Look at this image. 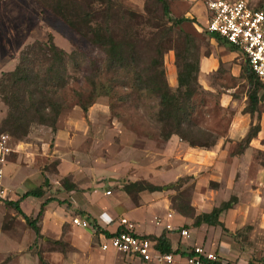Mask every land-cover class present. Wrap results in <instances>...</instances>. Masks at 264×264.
<instances>
[{
  "label": "rangeland",
  "instance_id": "1",
  "mask_svg": "<svg viewBox=\"0 0 264 264\" xmlns=\"http://www.w3.org/2000/svg\"><path fill=\"white\" fill-rule=\"evenodd\" d=\"M69 1L77 10L94 12L95 23L104 22L101 11L105 8L103 3L105 0ZM248 1L258 7L264 6V0ZM114 3L135 13L137 18L132 20L127 14H124L123 17L114 16L110 21L113 35L120 38L124 30H131L134 32L133 36L144 45V48H147L148 45L151 46L155 35L159 32L158 22L152 21V17H162L161 6L155 0H115ZM168 3L171 17L195 19L194 23L187 22L180 29L195 40L200 50L201 60L213 57L219 61L214 72L206 78L201 75L199 77V83L204 93L197 95L196 110L191 119L195 137L201 136L202 140L208 142L215 141L217 143L219 141L221 147L230 153L231 156L228 158L227 164L208 165L210 160L202 152L207 149L200 148V152L192 151L189 149L191 147L180 139L177 146L167 148L168 151L165 150V165L156 169L157 158L155 155L162 151V147L166 143L160 139V128L153 120L158 110L155 99L151 100L143 96L142 100H137L136 92L131 90L135 85L132 75L128 77L123 72L108 71L103 50L65 25L45 7L48 4H43V6L35 0H0V78L4 72L15 69L19 63L21 52L28 46L35 42H46L48 36L52 35L58 48L63 49L69 55L67 75L72 77L65 90H62L58 96L64 105V110L58 119L60 125H63L68 117L74 115L76 108L81 111V108L76 105L77 103H87L92 98L94 104L88 108V111L99 104L97 113L91 112V120L87 118L88 112L83 113L82 111V116L84 114L86 117L87 125L84 128H87L86 133L88 134L77 143L76 147L83 154L88 152L89 157L75 156L77 160L80 158L81 163L78 164L75 161L74 164L89 166L96 163V160H100L102 166L122 167L124 171H127L125 177L129 181L148 183L160 189L154 192V196H152V192H139L137 188H134L130 195L124 194V199H128L136 208L145 204L142 195L153 197L151 203L154 204L155 212L150 213L141 207L138 212H125L128 218L145 222L146 218L148 221H153L155 215V219L162 220L161 227L167 214L171 213L176 216V219H179L177 227L192 230L189 243L200 241L199 239L202 238L200 243L205 242V245L202 246L208 251L215 250L221 256L222 264L230 263L227 260L228 256L222 253V249L233 250L238 247L246 254L250 252L253 255L248 254V257L241 260L242 264L243 262L264 264V247L258 244L261 234L256 231L257 226L264 229V225L260 224L261 221L264 222V174H259L249 166L231 164L229 161L231 157L236 158L246 152L245 150L250 146L245 141L247 135H245L246 130L244 132V129L250 131L252 127L259 125L261 131V121L264 118V86L262 85L259 89L260 103L257 112L251 116L243 112L244 108L242 113H239L240 108L247 105L248 95L254 88L241 77L242 69L247 63L246 59L239 51H235L238 52V55H229L233 58H228L227 54L231 49H225L213 41L206 31L207 20L203 13L201 0H168ZM179 36L176 33L174 38L178 40ZM178 45L180 46V44ZM164 64L170 84L172 78L177 80L174 49L166 53ZM234 64L241 67L239 76H234ZM93 83L95 86L92 85ZM176 83L177 88L178 82ZM229 90L230 92H228ZM224 93L231 94L233 97L234 103L228 107L221 105V97ZM6 113L7 107L0 100V123L6 117ZM245 115L248 119L247 124H244L246 122L244 121ZM78 120L81 121V118L79 117ZM55 132L50 127L37 126L31 131L33 136L27 137L23 141L29 140L40 146L45 142H50V139L52 141ZM78 132L82 133L80 130ZM240 133L243 134L242 136L245 135L243 139L233 138ZM1 134L11 137L13 147L18 142H22L10 133ZM262 138L264 139V133ZM66 148L67 146H64V149ZM254 149L255 165L263 170L264 141L261 145L257 143ZM13 152L9 156L10 161L14 157ZM149 154L151 156H148ZM197 160L198 162H196ZM35 163L40 164L39 160H36ZM55 164L58 162L54 161L53 165ZM149 165L150 172L148 173L145 166ZM125 181L126 179L121 182ZM221 183L225 187L221 188ZM119 186L109 188V190H123L124 185ZM49 195L51 196L50 193ZM10 197L11 193L8 191L6 199L0 198V264H32L30 262L32 259L37 261L35 264H90L95 261L94 257H87L86 253L84 254L76 247L71 246L68 236L59 238L58 241L53 240L56 237L53 235L55 237L53 238L50 233H56L61 228L57 222L49 223V225L51 224L48 226L51 231L49 232L46 230L48 221L40 220L42 236L37 239L22 216L5 204L6 201H10ZM113 199L115 197L108 198L107 201ZM230 200L234 204L231 209L222 214V227L203 225L200 228H195L194 221L197 216L210 213L214 208L220 207ZM27 203L29 202L27 201ZM233 211H244L249 224L243 226L231 224L230 215ZM31 217L35 218L37 214L31 215ZM55 217L58 218L57 220L60 219L58 213ZM116 222L117 220L113 224ZM148 224L151 230L153 227L155 228L152 222ZM65 225L62 226V229L65 230L64 233L67 232V225ZM255 233L259 235L258 239L255 238L256 242L252 237ZM174 234H178L179 237V231H174ZM82 242L83 245L78 246L81 250L86 247L84 241ZM10 243H15L16 248L12 249ZM88 246L87 250L93 252L90 254L95 256V251H98L96 237H93ZM4 255L6 256L4 257ZM115 260L114 264H131L118 254Z\"/></svg>",
  "mask_w": 264,
  "mask_h": 264
},
{
  "label": "trees",
  "instance_id": "2",
  "mask_svg": "<svg viewBox=\"0 0 264 264\" xmlns=\"http://www.w3.org/2000/svg\"><path fill=\"white\" fill-rule=\"evenodd\" d=\"M35 1L41 5L48 4L45 7L65 25L102 49L106 56V69L108 71L123 72L128 77L132 75L135 85L131 90L136 92L137 100H142L143 96L151 100L152 98L155 99L158 110L153 120L160 128L159 137L162 142L167 143L173 136H178L192 148L210 149L215 145V141L208 142L202 140L201 136L195 137L192 130L191 118L196 110L195 99L197 95L204 93L199 83L202 60L195 40L191 35L183 32L180 27L187 22L194 23L195 19L188 17L173 18L168 0H155L162 9L161 18L152 17V21L158 22L159 32L155 35L153 44L144 48V45L133 36L134 32L131 30H124L120 38L113 35L110 21L114 16L123 17L124 14H127L132 20L137 18L135 13L115 4V0L103 2L105 4V8L101 11L104 18L103 23H95L94 12L77 10L69 0ZM176 33L180 35L178 40L174 38ZM207 33L209 32L207 31ZM209 35L219 45L228 46L231 51H236L218 35L211 33ZM172 49L175 51L177 64L178 87L176 89L171 87L168 82L164 64L166 53ZM68 57L67 52L55 44L52 35L48 36L46 42H35L21 52L19 63L15 69L4 72L0 78V100L7 107L6 117L0 123V135L1 133H10L18 141H23L37 126L50 127L54 132L56 131L58 119L64 110V105L58 96L70 83L69 79H72L71 75H67ZM241 77L246 79L251 86H254L253 91L248 95L247 105L243 110V112L253 116L260 103L259 89L264 84L260 82L248 63L243 67ZM92 85L95 86V83ZM93 104L94 100L91 98L87 103L80 102L76 105L87 113L88 108ZM259 133V125L252 127L245 141L250 144ZM123 183V191L128 195L134 188H137L139 192L160 190L156 186L138 181L133 182L126 179ZM64 187L71 189L67 186L66 181ZM72 187L74 189V186ZM44 196L45 190L43 187H39L25 193L17 201L5 202L23 217L28 227L35 232L37 239L42 236L39 221L46 205L52 199L42 203L36 218L26 215L21 210L20 203L28 197L42 198ZM233 204L230 200L220 207L214 208L210 213L197 216L194 226L200 227L206 224L222 227L221 216L225 211L231 209ZM90 224L97 233L102 232L95 221ZM122 230L120 229L118 232ZM105 234L109 235L107 232ZM147 238L156 242V249L160 253L180 254L179 249L176 251L172 249L165 233L159 238L152 236ZM181 254L187 256L188 253L182 252Z\"/></svg>",
  "mask_w": 264,
  "mask_h": 264
},
{
  "label": "crops",
  "instance_id": "3",
  "mask_svg": "<svg viewBox=\"0 0 264 264\" xmlns=\"http://www.w3.org/2000/svg\"><path fill=\"white\" fill-rule=\"evenodd\" d=\"M201 2L203 5L204 16L206 17V20H208L204 1L201 0ZM252 6L257 7L255 5ZM223 47L225 49L229 48L228 46H223ZM229 55L230 56L238 55V52L235 51L228 52L227 56L228 58L231 59L233 57H230ZM218 64L219 61L216 58L211 57V58L203 59L200 64L201 76L206 78L210 73L214 72L217 69ZM233 73L234 76H239L241 73V67L234 64ZM171 80L172 81L170 83V86L176 88L175 85L177 84L176 83L177 80L175 78L174 79L172 78ZM228 92H230V90ZM233 103L234 101L231 94L224 93L222 95L221 97L222 107H228ZM245 107H246L245 105L242 106L240 108L241 112L239 111V113H242V110ZM98 109H99V104H96L94 107L90 108L89 111H87L88 120H91L90 119L91 112L96 114ZM82 111H83L82 109L80 111V109L76 108L74 110V115L68 117L66 121L63 123V125H60V120H59L57 122L58 125L54 135L55 137L53 138L52 141L50 139V142H45L44 144L38 146L35 145V143L30 142L29 140H25L22 142H18L15 147H13L12 145L14 151L13 152L14 157L12 158L11 161L10 159H8V163L5 168V178L3 181V187L7 190V192L9 191L11 193L10 201H17L25 193L32 191L36 188L43 187V189L45 190V196L42 198H35V197L26 198L20 203L21 210L30 217L31 215L35 216L36 214L38 216L42 203H44L48 199H52V201L46 205L45 211L40 220L48 221L46 230H48L49 232H51L50 229L48 228V226H51V224L49 225V223L57 222V224H59L61 228L56 233H50L53 238L56 237L53 240L58 241L59 238L60 239L65 237L67 238L68 236V238H70L69 241L71 242V246H73L74 248L76 247L78 251L83 252L84 254L86 253L87 257L91 256L95 258V261L90 264H114V262L116 261L115 257L117 256V254L121 256L122 259H125L127 262L131 264H146L137 258L126 257L123 254L114 251L104 252L101 250L100 243L102 237L111 236L116 232H118L121 229L119 222L122 218H127L132 223H134L136 227V233L140 236H145V237L152 236L159 238L162 234L165 233L172 245V249L174 251L179 249L180 250L179 255L181 256H183L181 254L182 252H186L189 254L193 249V247L205 245V242L203 243V241L202 243H200L202 238L199 239L200 241H195L194 243L192 242L190 244L189 240L191 239V236L187 239H183L181 238L180 235L178 237L177 236L178 234H174V231L166 230L164 227L165 225H162L160 227V225L156 224V221L154 225L153 224L155 219L154 214H153L154 215L153 221L152 220L148 221V218H146L144 219L145 222H141L136 220L135 218H128L125 212L128 211L138 212L141 209V207L144 208V210H148V212L150 213L155 212V209H153L154 204L151 203V199L153 198L152 196H154L155 194L154 192H152L153 193L152 196L142 195V200L145 204L141 207L136 208L134 205H132V203L128 199L127 200L124 199L123 196H125L126 193L123 190H118V191L109 190V188H115V186H119L120 184H122L120 186H123L124 184L121 181L125 179L128 180V178L125 177V173L127 171L126 170L124 171L122 167L110 166V165L102 166L100 160H96L95 161L96 163L89 166H82V165L80 166L74 164L75 161H77L78 164L81 163L80 158H78L77 160L75 156H80V157L87 156V158L89 157L88 152H84L83 154V152L80 149L78 150V148L76 147L77 143L88 134L86 133L87 128H84L87 125V123L84 114L82 116ZM79 117L81 118V121L78 120ZM244 118H245L244 121H246L244 122V124H247L248 121L247 116L245 115ZM261 122H262L261 131L258 134V137H256L250 142L249 148L245 150L246 152H244L240 156L238 155L239 158H237L238 156L237 157L234 156L236 158L231 157V160L229 161L231 162V164L234 163V164L249 166L252 170L258 171L259 174H264V169L261 170L258 165H255V159L253 157L255 152L254 146L257 143L261 145V143L264 141V139L262 138V134L264 133V118ZM249 123L250 121L248 122V124ZM78 130H80L82 133L78 132ZM244 132L245 135H247L249 129H244ZM242 135L240 133L235 137L233 136V138L243 139L245 135L244 136ZM32 136L33 135L30 133L28 138H31ZM179 140L180 138L178 136H173L169 140V142L163 145L162 151L156 153L155 155V158H157L156 159L157 164L155 166L156 169H159L165 165V160H166V158L164 157L166 154L165 150L168 151L167 148H174L175 146H177L179 144ZM70 145L71 147H69ZM64 146H67V148L64 149ZM189 149H192V151L194 150L196 152L201 151L200 148L191 147ZM202 152L205 154V157H207L208 160H210L208 165H212V166L213 165L220 166L222 165V163L227 164L228 158H230L231 156L230 153H227V150L221 147V143L219 141L215 143V145L212 148H210V150L207 149ZM148 156H151V154H149ZM36 160H39L40 162L39 165L35 163ZM54 161H57L58 164L53 165ZM196 162H198V160ZM149 167L150 165L145 166L148 173L150 172ZM162 170L164 171V169ZM65 181L67 183V186H69L71 189H66L64 187ZM72 186H74V189ZM220 186L221 188L225 187L224 185H222V183L220 184ZM108 192H111V194L108 195L107 194ZM49 193L51 194V196L49 195ZM114 197L115 199L111 201H107L108 198H114ZM27 201L29 203H27ZM57 213L59 214L60 219L63 217V220L61 221L60 219L57 220L58 218L55 217ZM77 216L89 220V223L95 221V223L99 225L102 232L97 233V231L91 226L92 224H90V227L86 229L77 227L72 222V220ZM230 216H231L230 223L235 224V226H243L249 224L248 217L244 213V211H233L231 212ZM115 220H117V222L113 224ZM178 220L179 219H176V216H173L172 219L166 218L164 223L172 224L173 227L176 228L175 231L177 232L180 231L182 228H185V227H177V225L179 224ZM149 222L150 223L152 222V225L155 226V228L153 227L152 230L149 227L150 226L148 224ZM260 224L264 225V222L261 221ZM64 225L66 226L67 229V232L65 233H64L65 230L62 229V226ZM200 227H195V228H200ZM189 231L192 234V230L189 229ZM256 231H258V233L260 232L261 236H259L258 233H255L252 237H254L255 240V238L258 239L259 236L258 244L264 247V229H260L257 226ZM106 232L109 233V235L105 234ZM254 232H255V228H254ZM93 237H96L97 246H98V251H95V256L93 254H90L93 252L87 250V246L90 245V242L92 241ZM82 241H84V245H86V247L85 249L81 250L79 249L78 246L83 245ZM10 244L12 249L16 248L15 243L14 244L10 243ZM211 247L214 248V246L212 245ZM210 251L216 252L215 250H211V249ZM87 252H89L88 255ZM222 253L225 256H228L227 258L229 259L227 260L230 261V264H242L241 260L248 257L247 256L248 254H250V256H253L252 253L250 252L246 254V252L242 251L239 247L236 249L233 248V250L223 248ZM5 256L6 255H4V257ZM183 257L185 258L186 256ZM219 257L221 259V256ZM30 262H32V264H35L37 261L35 259H32ZM243 264H252V263L243 262Z\"/></svg>",
  "mask_w": 264,
  "mask_h": 264
},
{
  "label": "built area",
  "instance_id": "4",
  "mask_svg": "<svg viewBox=\"0 0 264 264\" xmlns=\"http://www.w3.org/2000/svg\"><path fill=\"white\" fill-rule=\"evenodd\" d=\"M207 11L206 30L225 40L242 53L251 70L264 84V6L253 7L248 0H203ZM13 152L11 137L0 135V198L6 199L7 190L3 187L5 167ZM108 195L111 192L107 193ZM173 215L169 213L168 219ZM157 225L162 220L155 219ZM79 228L86 229L90 223L80 216L72 220ZM121 232L103 236L100 247L104 252L114 251L126 257L137 258L146 264H215L222 263L216 252L203 246L193 247L185 258L179 254H163L156 249V242L136 233L135 224L126 218L119 222ZM168 231H175L172 224H163ZM179 235L183 239L191 236L189 229L182 228Z\"/></svg>",
  "mask_w": 264,
  "mask_h": 264
}]
</instances>
